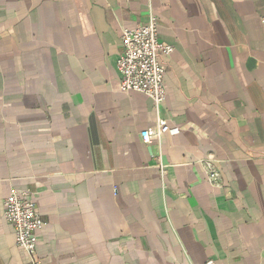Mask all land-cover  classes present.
Wrapping results in <instances>:
<instances>
[{
    "label": "crops",
    "instance_id": "crops-1",
    "mask_svg": "<svg viewBox=\"0 0 264 264\" xmlns=\"http://www.w3.org/2000/svg\"><path fill=\"white\" fill-rule=\"evenodd\" d=\"M150 19L173 47L158 112L116 68ZM157 116L177 131L144 144ZM12 187L38 264H264V0H0V264H31Z\"/></svg>",
    "mask_w": 264,
    "mask_h": 264
},
{
    "label": "built area",
    "instance_id": "built-area-1",
    "mask_svg": "<svg viewBox=\"0 0 264 264\" xmlns=\"http://www.w3.org/2000/svg\"><path fill=\"white\" fill-rule=\"evenodd\" d=\"M120 39V54L116 59L119 89L144 94L152 100L158 112L166 96L165 69L159 57L169 54L173 47L158 39L157 23L153 19L134 28L123 29ZM176 131L169 127L164 117L157 116L154 124L140 131V138L144 144H149L165 133ZM206 172L210 183L219 181L216 169L210 166ZM4 218L14 230L18 248L31 264H38L37 232L42 228L43 221L31 193L12 187L4 200ZM205 264H214V261L208 259Z\"/></svg>",
    "mask_w": 264,
    "mask_h": 264
}]
</instances>
